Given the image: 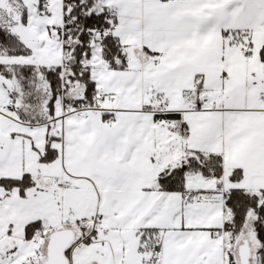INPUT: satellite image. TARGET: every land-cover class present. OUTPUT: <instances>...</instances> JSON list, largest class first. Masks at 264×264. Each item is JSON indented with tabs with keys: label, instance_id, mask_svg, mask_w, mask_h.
I'll return each instance as SVG.
<instances>
[{
	"label": "snow or ice",
	"instance_id": "1",
	"mask_svg": "<svg viewBox=\"0 0 264 264\" xmlns=\"http://www.w3.org/2000/svg\"><path fill=\"white\" fill-rule=\"evenodd\" d=\"M0 264H264V0H0Z\"/></svg>",
	"mask_w": 264,
	"mask_h": 264
}]
</instances>
